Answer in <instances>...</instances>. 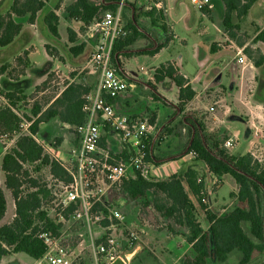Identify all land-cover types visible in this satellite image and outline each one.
I'll use <instances>...</instances> for the list:
<instances>
[{"label": "trees", "instance_id": "1", "mask_svg": "<svg viewBox=\"0 0 264 264\" xmlns=\"http://www.w3.org/2000/svg\"><path fill=\"white\" fill-rule=\"evenodd\" d=\"M258 0H224L225 16L224 27L229 36L222 45L230 47L229 38L236 36L235 31L240 29L235 23L234 17L243 19L246 17ZM126 2V1H125ZM124 2V4H125ZM122 0H76L68 5L65 10L67 16L83 24L90 26L100 20L107 11L116 12L120 8ZM134 8V18H128V25L125 24L129 34L120 38L113 48V63L121 73V56L130 57L128 51L140 38H146V34L139 28L143 27L139 22V14L134 4L127 3ZM46 4L42 0H12L8 11L0 13V48L11 46L23 31V24L15 18L29 16V22L34 23L39 13L45 10ZM130 10L129 7L123 6ZM157 13L159 20H166L163 11ZM208 7L203 11H207ZM122 18L125 11L122 12ZM156 9L147 11L146 16L154 17ZM127 16V15H126ZM60 19L55 11H47L44 23L55 40H60L59 33ZM166 24V23H165ZM164 33L169 34L168 27H162ZM69 42L77 41L76 34L68 30ZM172 37V36H171ZM171 37L166 40L169 42ZM254 43H264V30L254 39ZM167 43L159 45L148 52L150 55L157 54ZM219 43H213L212 53L218 49ZM221 45V44H220ZM241 45V44H240ZM50 57L58 58V49L51 52L49 45L45 46ZM87 49L86 43H81L69 48L73 57H78ZM249 55L248 49H245ZM27 56L28 53L26 52ZM21 60V58H19ZM256 68L264 65V55L259 60H254ZM8 70L7 65L0 67V76ZM122 74V73H121ZM156 83L171 80L178 89V108L183 117L178 121L183 128L187 129L189 140L185 149L168 158L157 156L156 148L162 140L173 134L172 122L167 125L154 143L155 133L149 136L146 149V161L156 166L176 161L184 156L191 155V162L186 163L177 173L169 177H156L151 174L135 173L130 179L124 181L119 193L126 194L132 201L141 202L143 208L154 205L164 217L171 218L179 226H185L189 230L187 242L192 246L189 254L182 259L184 264H209L210 259L215 256L220 263H225L235 252L239 253V264H264V163L256 159L250 152L244 155L230 154L224 148L228 136L218 127L207 128L206 117L202 111L187 110L188 104L194 100L197 93L194 91L190 81L181 73L177 62L161 64L154 71ZM152 89L157 91L155 84L150 83ZM92 87L82 82L68 83L52 103L44 110L42 107H35L32 111L33 117L29 127L30 134H22L21 126L23 120L16 114V101L22 100L17 92H3L2 95L7 105L0 106V136L16 135L14 147L7 152L2 159L1 169L5 177V186L10 191L15 202V218L12 222L0 226V262L12 254L24 253L33 260L41 258L47 247L39 238L42 232H50L56 237L61 236L64 224L51 218L46 208L48 198L51 195V188L47 183H40L34 178L29 165H36L38 168L49 169L54 180L69 184L72 181L71 175L60 162L50 157L34 138L40 130V125L48 123L53 119H59L61 123L69 125L74 129L86 122L87 114L85 106L87 96L92 92ZM156 100L167 104V100L160 95L153 93ZM117 98H109L113 103ZM147 110L145 113L149 112ZM149 122L153 126L157 124V112L150 111ZM35 119V120H34ZM172 128V129H171ZM156 132L159 128H155ZM75 131V130H74ZM195 131V132H194ZM107 127H104L99 145L102 149L108 150ZM60 141V140H59ZM133 153V149H123L118 154V161H127ZM73 167V165H71ZM199 167H203L206 174L216 177V185L223 183V178L231 176L237 185V190L231 193L237 199L238 204L230 212L219 214L213 211L207 204V189L203 177H199ZM153 194L154 200L150 199ZM192 195V196H191ZM244 204L245 206H242ZM72 204L64 212L65 220L77 209ZM198 208L204 211L206 228L197 219ZM99 210L107 213V210L99 205ZM8 212V200L5 190L0 183V222L3 221ZM249 226L248 235L243 227ZM104 226L109 222L104 221ZM64 244V243H63ZM73 264H86L83 257L77 258Z\"/></svg>", "mask_w": 264, "mask_h": 264}, {"label": "rangeland", "instance_id": "2", "mask_svg": "<svg viewBox=\"0 0 264 264\" xmlns=\"http://www.w3.org/2000/svg\"><path fill=\"white\" fill-rule=\"evenodd\" d=\"M93 1L100 2L101 0ZM143 1L144 0H139L138 2L143 3ZM161 1L166 4L161 8V11H163V14L165 16H168V24L172 29V32L169 31V34L166 35L164 40L170 38L172 35L175 36V38L171 41L169 49L156 59L150 57L134 58L135 68L141 69V67H143L147 69L151 63L153 65H159L161 63L178 61L182 62L181 64L183 65V70L192 69L198 62L192 50V40L195 36L193 35L194 33L198 32V30L203 31V29H206L208 38L206 45L208 48L212 44V41L218 39L223 32L226 33L227 36H229L223 23L225 16L224 0H212L213 4L211 1L210 7H208L207 11L198 10L192 4L191 0ZM8 9V4L6 5L5 3H3V0H0V13L6 12ZM120 11L121 14H123L121 8H119L114 13H119ZM142 13L146 12L143 11ZM259 14H261V10L260 8H257L256 11H253V14L250 18L251 21L253 19L256 20ZM129 17L130 15L128 14L127 16H125V18H122L124 24L128 25ZM16 20L22 23L23 26L27 25V27L29 28L26 30L23 37L17 39V41L14 42L15 44L13 43L7 48H0V67L3 65L8 66L7 72L0 76V106L8 104L2 95L3 92H17V96L22 98V100L16 101L17 107L15 108L16 114L23 120L21 133L30 134L29 127L32 121H28L26 116L33 117L32 111L36 106L42 107L45 110L49 106V103H51L52 100L62 90H64L65 86L70 83L72 78L74 77L75 80L73 82L84 83L86 81V85L91 86L92 90L94 91L96 89V82H98V74L92 71L91 67L88 66L87 63L70 70L54 69L53 67H48V65L44 66L46 65L44 64V61L46 60L45 49L42 47V43L39 41V39L33 40L34 35H38L39 38L43 36L45 41L47 42L46 45L50 46L52 53L55 52L56 49H60L62 54L60 53V50H58L59 60H71L73 59V56L67 49H65V46H63V44H55L54 41L56 40L49 33L47 27H45L42 21L39 20L37 23L36 19V23L34 22L32 24L29 22V18L26 17H16ZM234 21L235 23L239 24L240 29L236 30V36L234 38H231L234 44H230V47H225L230 49L232 54L236 53V46L242 48L244 44L250 40V37L254 35V28L249 27L250 29L249 31H247L248 26L241 22L242 19H238L235 16ZM158 23L161 27V30L163 31L164 29L162 27L166 25L164 20H161ZM145 29L146 31H151V28ZM211 36L212 38L209 39V37ZM29 39L32 40V42L36 46H38V54L36 58H38L37 61L43 63V67L41 68H34V66H32L29 62V58L26 54L27 51H23L21 49L24 42H27ZM254 39L249 41L248 45L245 47V49H248V51L250 52L253 61L259 60L262 56V52L254 43ZM223 43L224 41L221 42V45ZM151 45L152 44H150L149 46ZM33 48L34 46L31 47V49ZM245 49L244 52L247 57H249ZM93 51L87 54L88 56L86 55L87 62L91 58ZM19 58H21V60H19ZM204 60V62H206L208 65L207 72L209 75V82L211 83L214 81H212L211 78L215 79L214 75L219 71L222 72L223 69H218V65L210 64L211 66L209 67V62L207 61L206 57ZM238 71H240V68ZM247 71L248 70H246V72ZM257 74L258 75L255 79L252 77L250 78V76L249 78L247 77L248 79L245 80L244 88H242L243 92L238 93L240 94V96H242L241 98L243 101H240L238 103L236 102V99L231 100L232 95L230 96L229 94L233 93L234 88L235 93L240 92L241 87H238V85L231 86V79L227 76L226 71H224L222 78L223 86L218 87L214 85V87L208 86L207 88L203 89L200 98L196 100L191 107L192 109L203 112L204 116L206 117L208 129L219 127L228 136L229 139H234L235 142L233 148L226 149L224 145V148L228 150L230 154L239 156L244 155L248 153L249 150H251L250 153H252L254 157H256V159L264 163V141L263 143H261V145L252 147V138H248L246 136L248 131V125L246 124V121H251L252 116L242 114V118L239 119V114L241 112L237 107V105L250 106V104H252L256 106V104L262 105V103H264V67L263 69H259ZM210 75H212V77H210ZM202 82L204 83V80ZM158 90L160 91L159 88ZM126 95L127 92L125 94L123 93L121 96L123 97ZM248 102H250V104ZM212 106L215 108L213 112L209 111V108ZM227 109H229L230 118H228L229 121L227 119L226 123L229 122L230 126H233L229 127L230 132H234L236 130L240 131L241 136L238 139L235 137H231L230 132L228 130H224L225 127L220 126V124L217 123L216 116L224 117ZM118 112L121 115H124L123 113H121V111ZM255 112H258L255 117L262 116V114L264 115L262 109H257V111ZM245 113H248L247 110H245ZM150 115V111L147 113L142 112L141 115H138V117H145L150 119ZM237 116L239 118H237ZM182 117L183 115L181 114L180 118ZM180 118H178V121L180 120ZM165 122L166 121H164L163 123ZM160 125L157 126L159 130L157 132L154 131L155 136H159L165 128L164 127L161 130ZM173 126L174 133L168 136L165 140H162L156 148V154L160 158H168L169 156L181 153L185 149V146L189 140L187 131H183L184 128L179 122L174 124ZM105 127H107L108 131L107 140H110L109 144H107L106 142V144L108 145V150L105 151H107L109 154L110 162L113 164L125 162L118 161L117 156L123 151V149L127 148V144L123 141L118 132L115 131L110 125L107 124ZM34 138L39 143V145L43 147L44 152L54 159L55 157L50 152L51 149L54 148L69 153L72 150H78L80 146L79 139L74 131V128L61 123L59 119H53L48 123L41 124L40 130L38 134L34 136ZM16 139V135L12 136L7 134L0 136V183L2 188L5 190L8 200V212L3 221L0 222V226L12 222L15 218V202L10 191L7 190L5 186V177L1 166L4 155L14 147ZM27 168L30 170L31 175L34 178L39 179V182L41 184L47 183L48 187L51 188V195L48 198L46 208L49 209V215L54 219L57 213V205L60 202V183L52 178L48 168H38L36 165H29L27 166ZM154 176L161 177L156 173L154 174ZM199 177H203L204 182L206 183V189L208 192L206 205L210 208V210L212 209L217 213L221 212L223 214L230 212L238 204L237 199H235L231 195V193H234V191L236 192L237 190V185L235 184L231 176L224 177L223 183L219 185H216L214 179L209 178L204 171L199 173ZM119 190L120 188L111 190L106 197V202H108L110 207L118 208L126 215L125 224L116 225L118 226L116 228H119L122 233L136 232L142 239L141 249L147 250V253L141 254L139 257L134 259L131 264H163V262L160 263L159 261L155 260L156 258L151 251L155 252L156 254H160L162 251V247H166L171 239L170 237L172 236V224L177 226V229L181 232L178 233V231L177 234L174 235L178 238L182 237V234L184 233L183 229L188 230V228L185 226L177 225L171 218L164 217L159 211L155 209L154 205L143 208L141 202L130 200L129 198H127L126 194L119 193ZM150 199H152V201L154 200L153 194H150ZM241 205L245 206L244 204ZM63 224V245L66 246L75 256L79 255V257L81 258L83 257V260L86 264H95L90 243L92 241V234L95 235L96 232L97 235L100 234L98 232L100 231L99 227L97 225H92L91 234L88 226L84 222H73L67 220ZM243 227L246 233L248 235H251L249 226L244 224ZM146 235H148V237H145ZM21 260L26 261V263H23ZM33 263V258L24 253L12 254L3 262V264ZM176 264L184 263L182 260L180 262H177ZM209 264H239V253H233L225 263H220L213 255V257L210 259Z\"/></svg>", "mask_w": 264, "mask_h": 264}, {"label": "built area", "instance_id": "3", "mask_svg": "<svg viewBox=\"0 0 264 264\" xmlns=\"http://www.w3.org/2000/svg\"><path fill=\"white\" fill-rule=\"evenodd\" d=\"M125 1L127 0H122V3ZM211 1L191 0L198 10L210 7ZM145 9L160 10V0H153ZM93 25L98 32V41L89 66L98 74V83L96 89L87 96L84 109L87 114L86 122L74 129L79 139V149L69 153L54 148L50 151L72 177L69 184L59 182L61 192L56 221L84 222L91 234L92 225L99 227L100 234L97 235V232L95 235L92 234L90 243L95 264H131L141 249L142 239L136 232L122 233L116 228L118 227L116 225L125 224L126 215L118 208L110 207L106 197L111 190L120 188L124 181L137 172L143 175L155 173L160 175L164 170L146 161L147 141L156 130L149 119L145 117L133 119L121 115L115 105L109 102V98H117L130 88H134L113 63L115 43L129 34L121 11L119 13L107 11ZM214 110L213 106L209 108L211 112ZM107 124L118 132L129 148L133 149L127 161L111 163L108 152L100 147L99 141ZM254 134L256 138L264 139V122L254 125ZM234 142V139H228L225 142L226 149L233 148ZM72 204L78 207L69 215V219L65 220L64 212ZM99 205L103 206L107 213L99 210ZM104 221H108L109 225L104 226ZM62 235L63 230L59 238L50 232L40 233L39 238L47 250L33 264H73L79 255L75 256L63 245Z\"/></svg>", "mask_w": 264, "mask_h": 264}, {"label": "crops", "instance_id": "4", "mask_svg": "<svg viewBox=\"0 0 264 264\" xmlns=\"http://www.w3.org/2000/svg\"><path fill=\"white\" fill-rule=\"evenodd\" d=\"M11 1L8 0H3V3L6 5L8 4V8H10ZM45 2L46 7L45 10L41 13H39L37 17V23L38 21H42L44 23V17L46 15L47 11H55V13L58 15L60 22H59V33L61 36L60 40L54 41L55 44L65 46V49L69 51V48L75 45H79L81 43H86L87 44V49L85 50L84 53L79 55L78 57H73L71 60H59V58H53L48 55L46 52V44L47 42L45 41L44 37L42 36L41 38L38 37V35H34L33 40L39 39V41L42 43V47L45 49V56L46 60L44 61V66L48 67H53L54 69H60V70H70L73 68H76L80 65H84L85 63L88 64L89 66V61L87 62V57L86 55L91 53L93 49L95 48L97 41H98V32L97 30L93 27L94 25H90L87 27H84L83 24L75 19H72L67 16L65 8L74 3L76 0H42ZM153 0H144L143 3H139L138 0H127L124 3L120 4V8L123 11H125V16L130 15V17L134 18V8H131L127 3L134 4L137 7V12L140 13L139 15V22L140 24L145 27V28H151V31H145L143 28H139L141 32L146 34V38H142L138 40L132 48H130L128 51H124L126 53H129L132 55L130 57L127 56H121V73L122 76L125 77L128 81H130L133 85L134 88H130L127 91L126 96H119L118 99L114 102V105L118 111H121L124 115H127L131 118H138V115H141L142 112H146L147 110L157 112V124L156 126H161V130L166 127L167 125H170L172 122L178 123V118H180L181 112L178 113V89L175 86V84L167 79L164 82L161 83H156L154 80V71L155 69L160 66L159 65H153L152 63L150 66L145 69L141 67L135 68L134 66V58L136 57H150V58H158L161 54L165 53L171 44V41L175 38V36L172 35L171 40L169 42H166L165 37L167 33H164V31L161 30V27L158 22L161 20L158 19L157 13L160 11L156 9V13L154 17H149L146 16L145 13H142L143 11L147 12L145 9V6L151 5ZM161 8L164 7L166 4L163 3L160 0ZM213 4V1H212ZM129 7L130 10L124 9L123 6ZM166 8V7H165ZM257 8H260L261 14L257 16V19H253L251 21V16L253 14V11L257 10ZM9 10V9H8ZM7 10V11H8ZM166 11V10H165ZM125 16H123L125 18ZM26 18H29V16H25ZM166 15V26L168 27V31L172 32V29L170 25L168 24V19ZM16 19V18H15ZM242 23L246 24L248 26L247 31H249V27L254 28L253 36L250 37L251 41L252 39L256 38L261 31L264 30V0H258L253 7L250 9L247 17H244L241 21ZM36 23V22H35ZM34 26V25H31ZM46 27V25H45ZM29 27L27 25H24L22 33L18 36L17 39L21 38L24 36L26 30ZM72 30L76 34V39L77 41L75 43H70L69 42V36H68V30ZM95 29V30H94ZM171 34V33H170ZM250 34V33H249ZM194 39L192 40V50L194 53L195 58L197 59L196 65L192 69H187L183 70V65L181 64L182 62L178 61H173L177 62L180 68L181 73L190 81L194 91L197 93L196 97L194 100H192L188 106L187 110H193V111H198L195 109H192V104L200 98V95L202 93V90L207 88L208 86L214 87V85L218 87H222V78H223V73L226 71L227 76L231 79V86L238 85V87H241V91L235 93V88L233 90V93H230L229 95L231 97V100H235L236 102L243 101L242 96L240 94L243 92L242 88H244L245 85V80L252 77L256 78L258 75L259 69H263L264 66L261 68H256L254 65V61L252 58L247 57V55L244 52L245 47L248 45L249 41L244 44L242 48H239L236 46V53L232 54L230 49L225 48L224 46L220 45L222 41H226L228 38L226 33H222L218 39H214L212 41V44L215 42H218L219 49L215 52L212 53L211 51V45L209 48L206 45V42L208 40L207 38V31L206 29H203V31L198 30V32L194 33ZM251 36V35H250ZM212 38L209 37V39ZM16 39V41H17ZM15 41V42H16ZM230 44H234L233 40L229 39L228 41ZM159 43H167L166 46L160 50L157 54L155 55H150L148 54L149 51L155 49ZM15 44V43H14ZM138 44V45H137ZM152 44L151 46H149ZM256 46L260 49L262 52V55H264V43H255ZM34 46L33 49L31 47ZM232 47V46H231ZM23 51L28 52V58L29 62L32 66L41 68L43 67L40 61H37L38 58H36L38 54V46H36L32 40H28L27 42H24L21 48ZM20 49V50H21ZM60 50V49H58ZM19 52V50H18ZM60 53L62 54L61 50ZM88 56V55H87ZM205 57L207 58V61L209 62V67L211 65H218V69H223V71H219L214 75V78H211L213 82H209V75L207 72L208 65L206 62H204ZM242 58V60H239V58ZM211 64V65H210ZM217 68V67H216ZM240 68V71H238ZM246 70H248L246 72ZM93 71V70H92ZM248 73V74H245ZM212 77V75H210ZM248 77V78H247ZM75 80V77L72 78L71 82ZM204 80V83L202 82ZM70 82V83H71ZM86 84V81L84 82ZM96 82V87H97ZM150 83L155 84L157 87V91H154L150 85ZM160 89V91L158 90ZM63 91V90H62ZM61 91V92H62ZM60 92V93H61ZM60 93L52 100V102L59 97ZM126 93V92H125ZM124 93V94H125ZM153 93H156L157 95H160L162 98H165L167 100V104H164L162 101L156 100L153 97ZM223 100V99H222ZM51 102V103H52ZM251 102V101H250ZM250 102H248L250 104ZM255 103V102H254ZM257 103V102H256ZM246 105V104H245ZM250 106H238V109H240V114L239 117L237 118L241 119L242 114H246L248 116H252L251 121H246V124L248 125V131H247V137L252 138L253 142L252 147L261 145L263 143L264 139H258L255 137L254 134V125L255 124H262L264 122V115L262 116H257L255 117L258 112L257 109H262L264 112V103L261 104H256ZM230 109V108H229ZM229 109L225 112L224 117H219L216 116L217 118V123L220 124V126H224V130L229 131L230 123H226L227 119L230 118L229 115ZM245 110H247L248 113H245ZM184 114V113H183ZM182 114V115H183ZM259 118V119H257ZM261 118V119H260ZM166 121L165 123H163ZM229 121V119H228ZM222 124V125H221ZM225 124V125H224ZM227 125V126H226ZM156 126H154L156 128ZM184 132L187 131L186 128L183 129ZM230 132V131H229ZM231 137L239 138L241 136V133L239 130H236L234 132H230ZM155 138V137H154ZM176 140V139H175ZM65 143V142H64ZM110 143V140H107V144ZM249 150L248 152H250ZM192 156H184L180 158L179 160L176 161H171L164 163L160 166L161 170H164V173L160 174L161 177H169L178 171H180L186 163L191 162ZM168 170V171H167ZM199 172L204 171L203 167L198 168ZM205 172V171H204ZM209 178L214 179L216 181V178L213 175L207 174ZM160 177V178H161ZM235 192V191H234ZM212 208V207H211ZM214 211V210H213ZM217 213V212H216ZM219 214H222L221 212H218ZM204 211H202L200 208H198L197 212V219L198 221L202 224L203 228H206V223H205V218H204ZM172 236L170 237V241L166 245V247H162V251L160 254H156L155 252L151 251L152 254L155 256V260L159 261L160 263L163 262V264H176L177 262L182 261V259L185 257L186 254H189L191 251V245L187 242V235L189 234V230L183 229L184 233L182 234V237L178 238L177 236L175 237L174 235L177 234L179 231L177 226L172 224ZM178 233H181L180 231ZM145 237H148L146 235ZM150 245V243H149ZM151 247V245H150ZM148 249V247H147ZM151 249V248H150ZM152 250V249H151ZM147 253V250L140 249L134 259L139 257L141 254ZM16 256V255H15ZM10 256L5 257L4 259L1 260L0 264H3V262L8 259ZM133 259V260H134ZM18 260V259H17ZM132 260V262H133ZM23 263H26V261L21 260Z\"/></svg>", "mask_w": 264, "mask_h": 264}, {"label": "water", "instance_id": "5", "mask_svg": "<svg viewBox=\"0 0 264 264\" xmlns=\"http://www.w3.org/2000/svg\"><path fill=\"white\" fill-rule=\"evenodd\" d=\"M178 113H180V109H178ZM195 132V131H194ZM158 135L155 136L154 138V143H155V140L157 139Z\"/></svg>", "mask_w": 264, "mask_h": 264}]
</instances>
